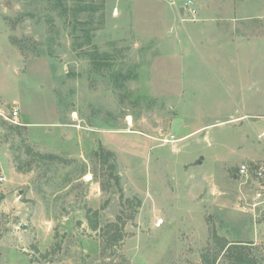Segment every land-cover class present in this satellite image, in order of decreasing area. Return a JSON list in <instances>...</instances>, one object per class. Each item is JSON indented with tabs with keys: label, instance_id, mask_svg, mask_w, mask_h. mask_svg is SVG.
Segmentation results:
<instances>
[{
	"label": "rangeland",
	"instance_id": "1",
	"mask_svg": "<svg viewBox=\"0 0 264 264\" xmlns=\"http://www.w3.org/2000/svg\"><path fill=\"white\" fill-rule=\"evenodd\" d=\"M172 1L0 0V264H264L233 175L264 160V0Z\"/></svg>",
	"mask_w": 264,
	"mask_h": 264
},
{
	"label": "built area",
	"instance_id": "2",
	"mask_svg": "<svg viewBox=\"0 0 264 264\" xmlns=\"http://www.w3.org/2000/svg\"><path fill=\"white\" fill-rule=\"evenodd\" d=\"M182 13L179 12L182 21L195 19L198 13V3L195 0L172 1ZM0 120L12 124L22 125L19 119V106L14 101L6 112L0 107ZM264 136L263 130L257 133V138ZM239 181L240 191L236 198L237 209L249 214L254 220L264 221V160L241 162L233 173ZM163 219L159 218L155 225L160 226Z\"/></svg>",
	"mask_w": 264,
	"mask_h": 264
},
{
	"label": "trees",
	"instance_id": "3",
	"mask_svg": "<svg viewBox=\"0 0 264 264\" xmlns=\"http://www.w3.org/2000/svg\"><path fill=\"white\" fill-rule=\"evenodd\" d=\"M52 2V6H57V5H61L63 6L64 0H50ZM85 9V5H77L76 8V13L80 12L82 10ZM17 19H21L20 16H18ZM74 28V27H73ZM83 36L86 40H89V31L87 29H83ZM10 40L12 41L13 44H17L16 42V38L10 37ZM95 47V46H94ZM89 58H90V62L92 67H94L97 70L102 69L103 67H106V69H110L111 70V62L109 61L110 59V55L106 52H99V50L95 47L94 49H92L90 52L87 53ZM104 69V68H103ZM111 77L114 78V82H116V84L119 87H124L123 81H125L126 79L130 78V75L127 74H123L122 72H113L111 74ZM138 98H135V101L138 102ZM1 123H6L3 120L1 121ZM8 126L10 128H15L17 127L16 125H12V124H8ZM28 152H31L30 148H27ZM37 157H41L42 155L36 154ZM45 158H53L54 155L52 154H45ZM21 169V167H20ZM88 220L90 223V226L92 227V229H95L97 227V211H93L92 214L88 215ZM228 244V243H227ZM226 249L224 250L223 255H225L229 260V262L231 264H259V262L261 261L260 256L255 255L253 253V251L251 250V247L249 246V244L247 243H242V242H232L231 244H229V246H226L225 243L220 244L219 246V251L223 248ZM203 257L205 258V256L203 255ZM207 259V258H206ZM216 261V257H213L211 259V261L209 260V263L207 264H215Z\"/></svg>",
	"mask_w": 264,
	"mask_h": 264
},
{
	"label": "crops",
	"instance_id": "4",
	"mask_svg": "<svg viewBox=\"0 0 264 264\" xmlns=\"http://www.w3.org/2000/svg\"><path fill=\"white\" fill-rule=\"evenodd\" d=\"M137 1H139V0H130V3H134V4H135ZM114 9H115V11H117V10H118V9H117V6L114 7ZM133 11H134V8H133ZM133 11H132V12H133Z\"/></svg>",
	"mask_w": 264,
	"mask_h": 264
},
{
	"label": "water",
	"instance_id": "5",
	"mask_svg": "<svg viewBox=\"0 0 264 264\" xmlns=\"http://www.w3.org/2000/svg\"><path fill=\"white\" fill-rule=\"evenodd\" d=\"M182 11H183L182 8H180V9H179V12L182 13ZM199 161H200V160H197V162H199ZM116 169H117V168L115 167V170H114L115 173L117 172ZM234 178H235V176H234ZM21 227H24V225H22Z\"/></svg>",
	"mask_w": 264,
	"mask_h": 264
}]
</instances>
